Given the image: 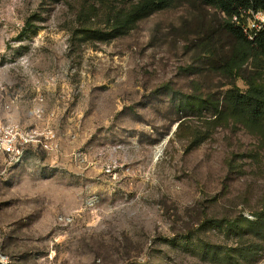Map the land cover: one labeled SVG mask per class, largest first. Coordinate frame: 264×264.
Listing matches in <instances>:
<instances>
[{
  "label": "rangeland",
  "instance_id": "374dc122",
  "mask_svg": "<svg viewBox=\"0 0 264 264\" xmlns=\"http://www.w3.org/2000/svg\"><path fill=\"white\" fill-rule=\"evenodd\" d=\"M138 1L0 0L4 116L37 123L41 94L59 144L0 172L8 264H264L239 229L264 211V136L224 103L264 92V55L198 1L124 22Z\"/></svg>",
  "mask_w": 264,
  "mask_h": 264
},
{
  "label": "trees",
  "instance_id": "16d2710c",
  "mask_svg": "<svg viewBox=\"0 0 264 264\" xmlns=\"http://www.w3.org/2000/svg\"><path fill=\"white\" fill-rule=\"evenodd\" d=\"M173 0H139L129 11L124 22H135L136 20L151 14L154 11L168 7ZM198 1L201 4L214 7L225 15L222 29L235 41L245 44L255 50L256 54L264 55V28L259 30L253 40H248L243 34L239 24L245 19L247 10L264 11V0H188ZM247 55L241 58L232 57L224 62L220 69L228 74L236 73ZM263 90L256 85H250L247 90H240L237 86L226 90L224 103L226 112L238 117L243 121L250 122L258 127L264 136V94ZM264 205V202H263ZM264 209V207H263ZM239 229H245V233L256 240L264 242V211L254 213V219L241 218ZM244 233V232H243ZM260 245L254 241L248 246L234 248L238 256L249 255L252 251L259 249ZM214 248V249H212ZM215 247L204 244L203 251L213 252ZM233 251V250H232Z\"/></svg>",
  "mask_w": 264,
  "mask_h": 264
},
{
  "label": "built area",
  "instance_id": "2783aa9c",
  "mask_svg": "<svg viewBox=\"0 0 264 264\" xmlns=\"http://www.w3.org/2000/svg\"><path fill=\"white\" fill-rule=\"evenodd\" d=\"M239 24L243 34L248 40H253L257 32L264 28V11L247 10L245 19ZM43 96L37 94L34 98V116L38 122L24 125L19 122L6 120L4 109L9 103L0 100V166L1 173L14 164L19 163L24 150L28 146L39 147L46 151L58 149V135L54 127L49 123L40 122L44 117ZM11 104V103H10ZM8 256L0 250V264H8Z\"/></svg>",
  "mask_w": 264,
  "mask_h": 264
}]
</instances>
